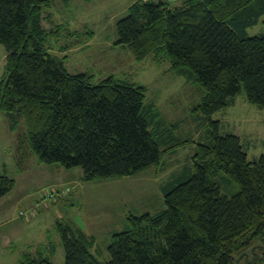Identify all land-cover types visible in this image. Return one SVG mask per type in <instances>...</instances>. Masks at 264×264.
I'll list each match as a JSON object with an SVG mask.
<instances>
[{
	"label": "trees",
	"instance_id": "1",
	"mask_svg": "<svg viewBox=\"0 0 264 264\" xmlns=\"http://www.w3.org/2000/svg\"><path fill=\"white\" fill-rule=\"evenodd\" d=\"M50 4L0 0L6 52L0 112L16 132L18 163L28 158V145L39 163L80 168L82 181L94 182L158 167L165 154L188 144L161 129L145 87L113 76L93 84L91 75L66 70L67 56L45 46L58 33L41 25ZM262 16L264 0H183L178 6L135 0L116 21L115 45L129 48L137 61L151 56L167 63L169 72L199 87L203 96L191 111L209 129L196 144L193 173L166 185L161 210L126 216L125 228L110 236L108 261L94 251L93 235L57 222L64 264H237L236 257L264 264V155L249 162L240 138L220 134L211 118L242 91L249 104L264 108V37L246 34ZM226 176L236 192H222ZM14 186L0 175V199ZM19 264L54 263L39 246Z\"/></svg>",
	"mask_w": 264,
	"mask_h": 264
},
{
	"label": "rangeland",
	"instance_id": "2",
	"mask_svg": "<svg viewBox=\"0 0 264 264\" xmlns=\"http://www.w3.org/2000/svg\"><path fill=\"white\" fill-rule=\"evenodd\" d=\"M166 1L178 6L183 0ZM133 2L51 0L49 7L42 11L41 25L48 34L57 29L58 33L48 36L45 46L58 57L67 56L65 68L69 73H87L93 84L113 76L145 87V102H151L160 112L161 129L189 143L165 154L160 166L138 175L84 182L80 168L64 169L39 163L27 143L24 149L28 158L19 164L16 132L9 130L8 119L0 112V175L6 174L15 181L12 191L0 200V264H13L17 250L28 244L41 246V251L54 264H64L57 222L93 235L97 242L94 251H102L100 259L108 261L110 236L125 228L126 216L161 210L166 185L193 173L196 144L204 141L209 129L206 119L191 111L200 104L203 92L195 84L169 72L167 63L157 64L151 56L137 61L129 48L114 44L115 23L126 15ZM246 34L264 37V16L246 28ZM67 46L68 50L61 52ZM5 63L6 52L0 45V80ZM211 118L219 121L220 134L240 138L249 162L264 155V108L249 104L243 91L232 105ZM17 131L25 132V127ZM223 179L220 184L224 194L237 191L233 180ZM9 240L13 248L6 253L5 241ZM235 262L242 264L237 257Z\"/></svg>",
	"mask_w": 264,
	"mask_h": 264
},
{
	"label": "crops",
	"instance_id": "3",
	"mask_svg": "<svg viewBox=\"0 0 264 264\" xmlns=\"http://www.w3.org/2000/svg\"><path fill=\"white\" fill-rule=\"evenodd\" d=\"M1 200V199H0ZM11 220H16L15 218H10ZM10 219H8V220H10ZM5 242H7L6 243V253H8L12 248H13V243H12V241L11 240H9V241H5ZM22 248V250L21 249H19V250H17V252H18V255L16 256V258H13V264H19V261H20V259H21V256L25 253V252H31V253H34V251H35V249H36V245L35 244H28V245H24V246H22L21 247ZM14 250H15V248H14Z\"/></svg>",
	"mask_w": 264,
	"mask_h": 264
},
{
	"label": "built area",
	"instance_id": "4",
	"mask_svg": "<svg viewBox=\"0 0 264 264\" xmlns=\"http://www.w3.org/2000/svg\"><path fill=\"white\" fill-rule=\"evenodd\" d=\"M31 212H33V211H31ZM30 214V213H29ZM34 214H35V211H34ZM34 214H30V215H34ZM21 216H22V214H21Z\"/></svg>",
	"mask_w": 264,
	"mask_h": 264
}]
</instances>
